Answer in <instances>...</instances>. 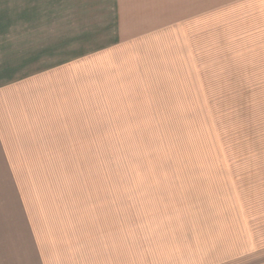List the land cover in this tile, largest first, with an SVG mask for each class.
<instances>
[{
    "label": "rangeland",
    "instance_id": "374dc122",
    "mask_svg": "<svg viewBox=\"0 0 264 264\" xmlns=\"http://www.w3.org/2000/svg\"><path fill=\"white\" fill-rule=\"evenodd\" d=\"M0 56L49 264H264V0H0Z\"/></svg>",
    "mask_w": 264,
    "mask_h": 264
},
{
    "label": "crops",
    "instance_id": "0c3cea01",
    "mask_svg": "<svg viewBox=\"0 0 264 264\" xmlns=\"http://www.w3.org/2000/svg\"><path fill=\"white\" fill-rule=\"evenodd\" d=\"M48 1V0H47ZM61 4L67 3L68 0H56ZM151 3H158L163 6L165 3L176 0H142ZM121 12H119V15ZM121 15L118 16L120 19ZM65 42H67L65 40ZM4 57V56H0ZM2 65V64H0ZM4 67V66H3ZM14 77L17 76V82L12 81L11 90H6L3 85L4 81L0 80V211L3 208V196L6 193H15L16 184L14 183V167L12 166V158H10V147L14 141L22 138V131H28L33 122L36 120V113L30 110H22L19 93L20 82L19 77L20 66H13ZM1 73V72H0ZM16 84V88H15ZM18 86V87H17ZM16 91V92H15ZM11 92L17 93V98H12ZM32 121V123L30 122ZM27 133V132H26ZM1 214V213H0ZM11 220V219H8ZM10 222V221H9ZM4 219H0V264H49L47 251L43 247V243L39 242L36 229H32L30 233H18L9 227L31 226L34 228L32 220H14L9 225ZM31 223V225H21V223ZM50 261V260H49ZM52 264V263H51Z\"/></svg>",
    "mask_w": 264,
    "mask_h": 264
}]
</instances>
